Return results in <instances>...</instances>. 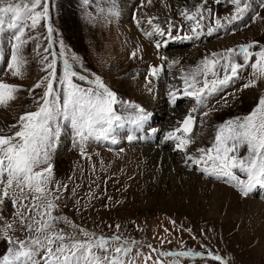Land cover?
Here are the masks:
<instances>
[{
  "label": "rangeland",
  "instance_id": "1",
  "mask_svg": "<svg viewBox=\"0 0 264 264\" xmlns=\"http://www.w3.org/2000/svg\"><path fill=\"white\" fill-rule=\"evenodd\" d=\"M200 3L201 0H151V3L148 0H88V3L50 0L49 22L54 29L58 75L63 71L64 56L59 55L62 42L74 70L81 72L82 66V74L99 76L117 95L119 102L114 107L118 114L133 115V110L127 107L129 103L143 107L150 114L139 129L129 122L117 128L115 145L88 142L87 158L81 155L70 125L61 122V135L51 163L54 183L67 185V191L60 194L56 201L59 208L53 215L65 216L97 236L119 234L134 239L138 243L132 256L136 257L137 249H141L152 257L148 264L159 259L148 245L163 251L192 250L205 255L210 250L230 264H264V189H255L247 198L243 197L229 184L186 166L185 153L176 148L177 142L166 139L167 133L180 127L179 121L196 107L190 97L182 95L175 105L170 103L169 91L183 87L181 69L189 70L212 53L252 41L264 46V7L260 0H249L250 11L242 20L224 23L219 32L212 37L205 35L199 41H170L158 54L154 41L161 38L144 33L157 24L166 31L168 21L183 26L187 32L189 22L181 13L194 10ZM110 7H115L119 14H109ZM207 7L213 10L212 19L220 18L222 22L235 11L228 0H220L219 5L208 0ZM257 13L259 18L253 22L252 17ZM149 17L158 18L151 28L147 23ZM47 23L42 22L29 33L33 39L24 48L28 63L21 78L13 77L6 67L11 53V33L0 34L3 57L0 81L22 88L8 107L0 106V128L4 130L0 134L11 135L16 130L11 126L18 123L19 117L36 110L34 97L38 98L42 89L31 94L28 90L46 75L39 62L37 45L43 54L48 44ZM207 24L206 21V27ZM172 34H178L175 28ZM132 52H136V58L130 57ZM159 55L169 59L162 61ZM73 56L78 60H72ZM172 60L177 63L173 65ZM161 65L159 75L151 76V67ZM250 73L251 69H246L235 85L226 90L235 93V97L227 96V106L221 99L225 93H221L209 101L207 109L193 114L196 126L188 153L199 156L197 149L212 146L222 123L243 118L254 109L258 98L264 96V81H259L257 87L236 91L247 82ZM209 110V116L200 115ZM129 135L134 137L132 141L127 139ZM157 152L162 155H156ZM240 154L246 155L247 149H241ZM14 216L15 209L6 199L0 206V229L6 221H13ZM116 225L120 226L119 231ZM15 227L17 230H10L9 235L25 239L27 231L19 230L18 224ZM58 228L82 238L78 229L63 223ZM8 248L9 244L0 239V257ZM135 264H145L144 257L136 258ZM164 264H169L168 258H164ZM180 264L215 262L180 258Z\"/></svg>",
  "mask_w": 264,
  "mask_h": 264
},
{
  "label": "snow or ice",
  "instance_id": "2",
  "mask_svg": "<svg viewBox=\"0 0 264 264\" xmlns=\"http://www.w3.org/2000/svg\"><path fill=\"white\" fill-rule=\"evenodd\" d=\"M148 2L151 3V0ZM228 2L235 11L224 22L220 18L213 20V10L207 7L208 0H201L194 10L186 9L181 13L189 22L187 32H184L183 26L168 21L166 31L157 24L144 35L161 38L154 41L158 54L160 49L168 47L170 41L184 43L199 41L205 35L212 37L224 27V23L242 20L250 11L249 0ZM84 3H88V0H84ZM215 3L219 5L220 0H215ZM260 5L264 7V0H260ZM108 11L113 16L119 14L115 7H110ZM257 18L258 13L252 17L253 22ZM156 19L148 18L150 28ZM49 21L50 0H0V34L6 31L11 33V53L6 67L13 77H23L26 70L28 61L24 48L33 39L29 33L34 32L42 22H48V44L43 54L40 45H37L39 62L46 75L28 90L31 94L36 89H42L39 97H34L36 110L21 115L18 123L11 126L16 129L11 135L0 134V206L7 199L15 209L13 221H6L0 229V239L9 244L6 254L0 257V264H135L140 256L148 264L152 257L141 249H137L136 257L132 256L133 248L138 243L134 239L119 234L97 236L65 216L53 215L59 208L56 201L60 199V194L67 191V185L54 183L51 163L52 153L61 135V122L70 125L81 155L87 158L88 142L115 145L118 142L114 135L117 128L129 122L139 129L149 120L150 114L143 107L131 103L127 107L133 110V115L125 117L118 114L114 107L119 102L117 95L99 76L82 74V66L81 72L74 70L62 42L59 55L64 56L63 71L62 75H58V54L53 50L54 29ZM174 28L178 33L175 36L172 34ZM181 32L182 35L179 34ZM130 57L136 58V52H132ZM0 58H3L2 54ZM159 58L162 61L169 59L164 55H159ZM71 59L78 60V57ZM176 63L172 60L173 65ZM162 68L163 65L152 66L150 75L157 77ZM249 68L250 76L241 89H236L237 92L257 87L259 81H264V46H260L258 41L212 53L191 69H181L183 87L169 91L170 103L175 105L182 95L190 97L196 107L179 121L180 127L166 136L167 140L176 141V148L185 153L186 166L229 184L245 198L255 189H264V96L258 98L257 105L248 115L222 123L212 146L197 149L199 156H193L187 149L194 140L196 116L193 114L207 109L209 101L221 93H225L221 99L227 106V96L235 97V93H226V90L234 86ZM20 91V86L0 81V106L8 107ZM210 114V110L200 112L202 117ZM3 131L0 128V133ZM152 131L155 134L156 130ZM127 139L132 141L134 137L129 135ZM243 148L247 149V154L242 156L240 150ZM61 223L78 229L82 238L58 228ZM16 224L19 230L27 231L25 239L9 235L10 230H17ZM119 228L116 225L117 231ZM147 247L159 257L152 264H164V258H168L169 264H180V258L230 264L210 250L205 255L192 250L174 252L158 250L151 245ZM204 247L207 248L206 245Z\"/></svg>",
  "mask_w": 264,
  "mask_h": 264
},
{
  "label": "bare ground",
  "instance_id": "3",
  "mask_svg": "<svg viewBox=\"0 0 264 264\" xmlns=\"http://www.w3.org/2000/svg\"><path fill=\"white\" fill-rule=\"evenodd\" d=\"M130 31H131V30H130ZM149 31H152V30L150 29ZM136 45H137V44H136ZM155 59H156V58H155ZM155 59H154V60H155ZM174 121H175V120H174ZM173 124H174V123H173ZM171 125H172V124H171ZM156 155L160 156V155H162V152H160V153L157 152ZM156 155H155V156H156ZM147 156H148V155H147ZM165 158L167 159V157H165ZM167 160H168V159H167ZM151 161H152V160H151Z\"/></svg>",
  "mask_w": 264,
  "mask_h": 264
}]
</instances>
